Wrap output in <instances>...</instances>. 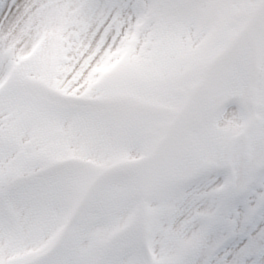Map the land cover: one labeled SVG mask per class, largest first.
Segmentation results:
<instances>
[{"label":"snow or ice","instance_id":"1","mask_svg":"<svg viewBox=\"0 0 264 264\" xmlns=\"http://www.w3.org/2000/svg\"><path fill=\"white\" fill-rule=\"evenodd\" d=\"M0 264H264V0H0Z\"/></svg>","mask_w":264,"mask_h":264}]
</instances>
